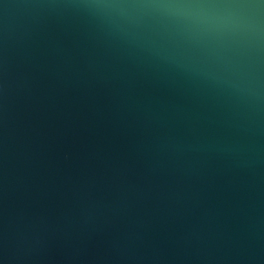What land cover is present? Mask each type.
I'll return each mask as SVG.
<instances>
[{
  "label": "water",
  "instance_id": "1",
  "mask_svg": "<svg viewBox=\"0 0 264 264\" xmlns=\"http://www.w3.org/2000/svg\"><path fill=\"white\" fill-rule=\"evenodd\" d=\"M0 264H264V0H0Z\"/></svg>",
  "mask_w": 264,
  "mask_h": 264
}]
</instances>
